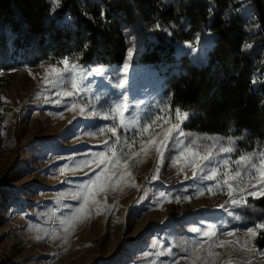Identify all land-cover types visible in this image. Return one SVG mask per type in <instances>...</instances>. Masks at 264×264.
<instances>
[{
  "label": "rangeland",
  "instance_id": "obj_1",
  "mask_svg": "<svg viewBox=\"0 0 264 264\" xmlns=\"http://www.w3.org/2000/svg\"><path fill=\"white\" fill-rule=\"evenodd\" d=\"M129 41L122 65L0 71V264H264V145L185 131ZM176 47L198 63L208 35Z\"/></svg>",
  "mask_w": 264,
  "mask_h": 264
},
{
  "label": "trees",
  "instance_id": "obj_2",
  "mask_svg": "<svg viewBox=\"0 0 264 264\" xmlns=\"http://www.w3.org/2000/svg\"><path fill=\"white\" fill-rule=\"evenodd\" d=\"M133 31L137 62L168 69L165 98L188 115L185 131L242 139L238 156L264 145V0H59L54 10L0 0V71L63 58L122 65ZM202 33L200 62L177 54ZM250 204L264 215V197ZM254 246L264 249V228Z\"/></svg>",
  "mask_w": 264,
  "mask_h": 264
},
{
  "label": "snow or ice",
  "instance_id": "obj_3",
  "mask_svg": "<svg viewBox=\"0 0 264 264\" xmlns=\"http://www.w3.org/2000/svg\"><path fill=\"white\" fill-rule=\"evenodd\" d=\"M247 47V46H246ZM64 63L65 64H67L68 63V61H64ZM90 71H92V70H90ZM95 71V74H97V75H101L102 74V72H103V70H101V69H95L94 70ZM117 87H120V85L119 84H117L116 85ZM73 87H75V84H73ZM121 107V105H117L116 106V109L117 110H119V108ZM223 151H231V149H222ZM210 162V161H209ZM85 163H87V162H85ZM253 166H255V165H253ZM193 175H195V173L193 174ZM237 176H239V172H237ZM155 178V177H154ZM208 179H213L214 177L212 176V175H209L208 177H207ZM91 182V181H90ZM161 195H163V194H161ZM235 202V201H234ZM236 219H240V217L239 216H236L235 217ZM262 225H257V227H261ZM192 231H197V229H195V228H193L192 229ZM248 232H252L253 231V229L252 228H249L248 230H247ZM232 233H228V235H231Z\"/></svg>",
  "mask_w": 264,
  "mask_h": 264
}]
</instances>
